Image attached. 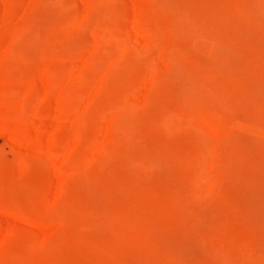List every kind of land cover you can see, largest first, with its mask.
I'll list each match as a JSON object with an SVG mask.
<instances>
[{"label":"rangeland","instance_id":"374dc122","mask_svg":"<svg viewBox=\"0 0 264 264\" xmlns=\"http://www.w3.org/2000/svg\"><path fill=\"white\" fill-rule=\"evenodd\" d=\"M0 55V264H264V0H0Z\"/></svg>","mask_w":264,"mask_h":264},{"label":"bare ground","instance_id":"6f19581e","mask_svg":"<svg viewBox=\"0 0 264 264\" xmlns=\"http://www.w3.org/2000/svg\"><path fill=\"white\" fill-rule=\"evenodd\" d=\"M138 14V12H137ZM137 22L134 21L133 24H132V27L133 29L135 30V32L137 34H141L142 33V30L141 28L138 26V24H136ZM0 58L3 59V55H0ZM31 89V87H27L25 89L26 92H28L29 90ZM55 103H56V107L58 108L59 111L61 112H64L65 114H67L68 116L70 117H73V113L69 110V108L67 107L66 105V102H65V99L63 97H58L55 99ZM41 113L45 116V117H48L49 116V113L45 110V109H41ZM210 126L208 125V128ZM0 128H2L3 130H5L7 133H8V136L10 138V140L17 146L19 147L20 149L22 150H26L27 147H29L30 145H32V141H31V136L29 134V132L27 130H21V131H17V130H14V129H11L7 126H4L0 123ZM67 128V126H66ZM33 130L35 132V134L37 135V137H42L43 136V133L37 128V127H33ZM2 132V131H1ZM8 138V139H9ZM9 140V141H10ZM10 141V142H11ZM71 153V150H70V147L67 148L66 152L64 153L63 157L64 158H67ZM49 154L52 156L51 154V151H49ZM99 154V150L96 146H93V145H90L88 147V157L90 159H93L95 158L97 155ZM14 164V163H13ZM19 175V174H18ZM57 183V182H55ZM55 186V185H54ZM59 186L57 185L56 187V191L58 192L59 191ZM55 191V193H56ZM54 193V195H55ZM46 200V199H45ZM27 208V206H26ZM0 213L3 214L4 216H9V214H11L12 212H8L6 211L5 209H3L2 207H0ZM10 216H13V215H10ZM38 222V221H37ZM5 237V236H4ZM1 239V237H0ZM1 242V241H0ZM0 247H2V245H0Z\"/></svg>","mask_w":264,"mask_h":264}]
</instances>
